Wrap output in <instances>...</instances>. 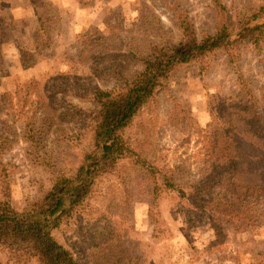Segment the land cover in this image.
Here are the masks:
<instances>
[{"label": "rangeland", "instance_id": "1", "mask_svg": "<svg viewBox=\"0 0 264 264\" xmlns=\"http://www.w3.org/2000/svg\"><path fill=\"white\" fill-rule=\"evenodd\" d=\"M185 23L198 38L227 27L229 42L170 73L122 131L128 157L52 229L77 264H264V201L246 231L206 207L220 192L264 197L230 186L215 140L231 111L264 122V30L243 36L264 23V0H0V175L18 212L93 148L96 94L180 44ZM0 264L38 262L0 246Z\"/></svg>", "mask_w": 264, "mask_h": 264}, {"label": "trees", "instance_id": "2", "mask_svg": "<svg viewBox=\"0 0 264 264\" xmlns=\"http://www.w3.org/2000/svg\"><path fill=\"white\" fill-rule=\"evenodd\" d=\"M183 28L181 43L155 49L151 57L143 62V69L123 89L116 93L108 90L96 94L101 109L92 126L93 148L72 177L56 181L30 209L18 212L9 201V179L6 175H0V246L15 258H35L38 264H77L72 253L53 238L52 229L87 199L99 177L113 172L118 162L128 157L129 148L122 131L170 73L177 66L223 48L229 42L230 32L224 26L218 27L213 35L202 38L197 37L188 23ZM263 30L264 23L245 27L243 36ZM234 116L237 118L232 119ZM219 132L215 134L216 147L220 148L218 155L221 154V159L227 162L226 165H216L221 170L220 174L228 176L230 186L242 190L239 196L257 192L263 196L264 122L252 112L244 111L242 115L240 111H231ZM160 178L164 188H174L171 175L163 174ZM156 186L154 184L153 191ZM242 201L244 204L237 205L231 197L220 192L206 201V207H209L208 213L221 214L226 223L232 226L234 221L236 230L246 231L259 225L257 219L260 215L255 213L259 207L255 204L264 201V197L259 200L258 196L254 202ZM260 210L264 213L263 209Z\"/></svg>", "mask_w": 264, "mask_h": 264}]
</instances>
